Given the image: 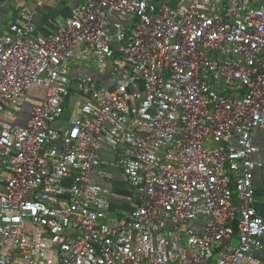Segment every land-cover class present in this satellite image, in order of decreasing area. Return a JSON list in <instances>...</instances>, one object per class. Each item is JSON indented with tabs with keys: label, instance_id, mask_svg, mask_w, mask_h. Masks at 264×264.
<instances>
[{
	"label": "built area",
	"instance_id": "built-area-1",
	"mask_svg": "<svg viewBox=\"0 0 264 264\" xmlns=\"http://www.w3.org/2000/svg\"><path fill=\"white\" fill-rule=\"evenodd\" d=\"M32 1L0 36V115L45 89L0 129V264H264V0H86L36 37ZM89 57L104 88L72 79Z\"/></svg>",
	"mask_w": 264,
	"mask_h": 264
},
{
	"label": "crops",
	"instance_id": "crops-1",
	"mask_svg": "<svg viewBox=\"0 0 264 264\" xmlns=\"http://www.w3.org/2000/svg\"><path fill=\"white\" fill-rule=\"evenodd\" d=\"M86 0H45L43 5L38 8L39 16L37 19V31L33 37L37 35L47 36L54 32V25L51 21L57 19L59 21H65L73 7L84 3ZM158 7L163 4L170 5L172 7H188L192 4L193 0H152ZM252 7H257L262 0H248ZM24 6L34 7L32 0H1L0 4V24L3 25L0 36L8 32L9 26L16 21L21 9ZM88 75L93 78L95 84L100 87H105V81L102 74L97 67L81 64L80 66H74L72 71V79L74 83H77V77L80 75ZM102 83V86H101ZM44 89L41 86H33L29 92L26 103L22 109L17 107H10L9 110L18 113L17 119H12L6 115H0V129L15 122L18 125H25L28 121L29 113L32 106L40 102L39 97L42 95ZM77 91L76 85L72 87L71 93ZM67 119V118H66ZM254 143L258 148V152L254 155V160L258 163H262V167H258L254 172V191H255V203L254 207L257 213L264 217V129L258 130L254 134ZM114 185L112 190L113 206L109 214L107 222L116 225L122 219V217L129 213L135 206V197L131 192V188L126 180L124 174L119 171H114Z\"/></svg>",
	"mask_w": 264,
	"mask_h": 264
},
{
	"label": "rangeland",
	"instance_id": "rangeland-1",
	"mask_svg": "<svg viewBox=\"0 0 264 264\" xmlns=\"http://www.w3.org/2000/svg\"><path fill=\"white\" fill-rule=\"evenodd\" d=\"M2 27H3V25L0 24V31H1ZM84 64L91 65V66H94V67H97L98 68L97 62H95V60L93 58H91V57H89L88 60ZM44 95H45V89H44L42 95L39 97V99L42 100L44 98ZM80 104H82V102H80ZM72 115H74V110L71 109V108L70 109L65 108L64 119H66V118H68V117H70ZM108 158L109 159H112L111 156H109Z\"/></svg>",
	"mask_w": 264,
	"mask_h": 264
}]
</instances>
